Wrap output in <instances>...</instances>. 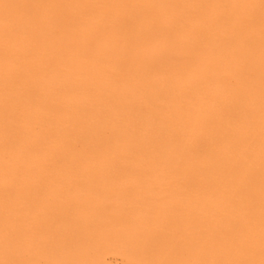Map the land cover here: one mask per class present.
<instances>
[{
    "label": "bare ground",
    "instance_id": "bare-ground-1",
    "mask_svg": "<svg viewBox=\"0 0 264 264\" xmlns=\"http://www.w3.org/2000/svg\"><path fill=\"white\" fill-rule=\"evenodd\" d=\"M167 229L264 264V0H0V264Z\"/></svg>",
    "mask_w": 264,
    "mask_h": 264
},
{
    "label": "rangeland",
    "instance_id": "rangeland-1",
    "mask_svg": "<svg viewBox=\"0 0 264 264\" xmlns=\"http://www.w3.org/2000/svg\"><path fill=\"white\" fill-rule=\"evenodd\" d=\"M167 230H170V229H167ZM166 230V233H165V235H169L171 232H172V230H170V231H167ZM77 232V231H76ZM126 232V231H125ZM125 232H122L121 234H123L124 233V238L126 237V240L124 239V240H122V239H119V238H122L121 237V234H120V232H114L113 234L112 233H110V235L108 234V235H106V238H108L107 239V241H108V243H109V245L110 244H112V246H107V245H104V246H102V247H99L98 246V242H96V241H94L95 239H97L96 237V234L95 233H89V234H83V235H81L80 233H79V235H75V234H77V233H75L74 232V236H72V234L71 233H69L68 235H66L67 237H66V239H72L73 240V238H77V239H74V241H68L69 243H68V245H67V243L65 244V246L68 248L69 247V244H70V246H74V245H72V244H77L80 240L82 241V243H81V241L79 242V244H78V246L80 247H78V246H76L73 250L71 249L72 247H70L69 248V251H68V249L67 250H65L64 248H66V247H63L64 245H63V243L60 245V247H59V245H58V248H59V250L56 248H52V250H51V252L56 256L57 255V257L60 259V262L59 263H57V264H92V263H94L95 261H97L98 260V262L96 263H94V264H151V263H154V262H156L155 264H158L157 263V261L158 262H161L160 264H182V261H184V254L182 255V252H180V254H177L178 253V250L179 251H182L180 248H179V244H178V242H180V240H178L177 238V234H176V232H175V229H173V232L171 233L172 235H174V238H171L170 237V235H169V237H167L166 236V238H168V240L169 241H167V239L165 238H163V237H165V236H162V238H159V239H162L161 241L160 240H158V238H153L152 240L151 239H149V240H151V241H149V240H146V241H144V242H141V239H139V237H137L134 233V231H132V230H128V232H126V235H125ZM128 233V234H127ZM60 234V233H59ZM114 234H117V236H119V238H115L116 237V235H114ZM120 234V235H119ZM129 234L131 235V236H129ZM134 234V235H133ZM62 235V234H61ZM70 235V236H69ZM88 235V236H87ZM95 235V236H94ZM63 236V235H62ZM94 236V237H93ZM114 236V238H112ZM78 237H80V239H78ZM132 237H133V239L134 238H136V239H132ZM88 238H90V239H87ZM178 240V241H176V239ZM56 239V238H55ZM58 240V239H57ZM110 240H112V242H110ZM131 240H132V242H131ZM171 240V241H170ZM66 241V240H65ZM64 241V242H65ZM66 241V242H67ZM113 241H114V243L115 244H113ZM118 241V242H117ZM124 242V247L122 246V247H119L120 245V243H121V245H123L122 243ZM151 242H152V244H151ZM156 243V245H155V243ZM167 242H170L169 244L167 243ZM174 242H177V243H174V245H173V243ZM56 243V242H55ZM91 243V245L90 246H88L87 244H90ZM137 243V244H136ZM159 243V244H158ZM162 245H161V244ZM165 243V244H164ZM106 244V243H105ZM172 244V245H171ZM176 244V245H175ZM177 244H178V246H177ZM20 245V244H19ZM85 245H87V246H85ZM118 245V247H116ZM159 245H161L160 247L162 248V251H165L166 253L164 254L160 249V247H158ZM53 247H54V245H52ZM56 246V245H55ZM127 246H131L132 247V249H131V247L130 248H128L129 249V253H132V251H134L133 253H132V255L131 254H129V253H127V251H128V249H126V247ZM134 246H136V247H134ZM174 246H176V247H174ZM42 247V246H41ZM84 247V248H83ZM86 247H87V249H86ZM117 248V250L118 251H114L113 250V248ZM144 247V248H143ZM156 247V248H155ZM168 247H170V248H168ZM174 247V248H173ZM178 247V248H177ZM91 248V249H90ZM92 248L97 252L98 250L97 249H100L98 252H100L101 253V251L103 252L102 254H98V252L96 253V254H98V256L100 257V259H99V257H98V259L96 260L95 259V256H96V258H97V255L95 254V256L93 255V251H91L92 250ZM121 248H123V250L121 249ZM141 248V249H140ZM39 249H41L40 247H39ZM71 249V250H70ZM84 249H86L85 250V253H86V251H88V249H89V251L88 252H92V253H90V254H92V256H94V257H92L90 254L89 255H87L88 254V252H87V256H89V257H91V258H89V257H83V256H86V255H84ZM131 249V250H130ZM137 249V250H136ZM157 249V250H156ZM163 249H165V250H163ZM112 250V251H111ZM142 250V251H141ZM173 250H175V251H173ZM40 251V250H39ZM54 251H55V253H54ZM76 251H78V252H76ZM114 251V252H113ZM159 251V252H158ZM167 251H168V256H167ZM45 252V251H44ZM63 252V253H62ZM67 254H66V253ZM69 252H70V254H72V255H74L75 257H76V255H78L77 257L79 258H74L73 256L72 257H70V254H69ZM118 252H120V253H118ZM51 253V254H52ZM136 253H138L139 254V256H138V254H136ZM144 253H145V255H144ZM161 253V255H159L158 256V254H160ZM127 254V255H126ZM130 256H129V255ZM164 256H163V255ZM21 254H19V255H17V258L18 257H20L21 259H17L16 258V263L18 262L19 264H26V262H24L23 260H24V257L25 256H27V255H21ZM68 255V256H67ZM80 255H82V256H80ZM137 255V256H136ZM126 256H128V258L129 259H127V257ZM136 256V257H135ZM147 256V257H146ZM152 256V257H151ZM158 256V257H157ZM161 256V258H159ZM165 256H167V257H165ZM43 257V256H42ZM42 257H40V256H38V259L36 260H34L33 262H32V264L33 263H35V264H43L44 263V257L42 258ZM65 257V258H64ZM135 257V258H134ZM180 258L179 260H178V258ZM14 258V257H13ZM23 258V259H22ZM27 258V257H26ZM70 258H72V260L69 262L68 261V259H70ZM74 258V259H73ZM88 258L90 259V262H91V260H92V258H94L93 260V262L92 263H88L89 261H88ZM159 258V259H158ZM163 258V259H162ZM173 258H174V260H175V258H176V260L174 261L173 260ZM44 261H43V260ZM67 259V260H66ZM83 259V260H82ZM169 259V261H167ZM172 259V260H171ZM181 259H183L182 261H181ZM38 260H40V261H42V262H38ZM74 260V261H73ZM99 260H100V262H99ZM127 260V261H126ZM58 261V260H57ZM73 261V262H72ZM82 261V262H81ZM88 261V262H87ZM179 263H178V262ZM68 262V263H67ZM137 262V263H136ZM163 262V263H162ZM173 262V263H172ZM47 263V261L45 262V264ZM186 263V262H185ZM246 264L245 263V261H243V259H241V260H238L237 261V263L236 264ZM29 264H31V263H29Z\"/></svg>",
    "mask_w": 264,
    "mask_h": 264
}]
</instances>
